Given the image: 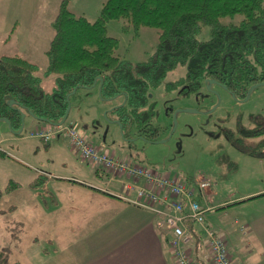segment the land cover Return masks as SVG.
Segmentation results:
<instances>
[{"label": "rangeland", "instance_id": "1", "mask_svg": "<svg viewBox=\"0 0 264 264\" xmlns=\"http://www.w3.org/2000/svg\"><path fill=\"white\" fill-rule=\"evenodd\" d=\"M60 2L0 0V56L17 55L35 64V74L45 94H51L56 87V75L46 73V51L53 37L52 22ZM103 3L104 0H68L67 10L92 23L99 18ZM241 18L237 14L222 18L221 22L236 24ZM106 31L108 36L117 40L116 54L131 63L146 61L158 44L159 33L154 27H141L135 32L133 28L124 29L122 20L111 19L106 23ZM209 35V27L205 26L198 38L206 40ZM185 74L186 67L177 66L157 87L151 88L148 95H151L149 102H153L154 112L146 125L156 132L150 141L136 136L138 126L143 125L140 120L123 129L109 120L113 116L110 110L122 104L123 99L102 100L96 86L78 88L70 96V115L66 122H72V116L78 115L77 120L95 146L101 145L127 163L190 183L195 189L198 180L211 179L217 187L207 191L216 193L219 200L232 199V202L209 209L206 216L223 226H228L234 218L246 219L261 230L264 195L258 193L245 200L236 198L245 191L262 187L264 147L260 148L263 156H253L239 148L235 141L240 138V129L264 125V84L255 87L247 99L235 97L219 83L209 86L204 83L197 91L188 94L182 93L180 88H170L172 84H178ZM23 114V124L17 131L9 126V122L0 120V152L11 160H0V264H63L68 260L70 247H78L85 235L82 226L77 225L79 221L58 219L53 215L62 217L73 212L71 216H75L86 209L73 203L76 198L67 191L65 182L48 175L84 179L90 167L80 160L87 168L86 173L73 170L80 164L68 153V148L72 150L69 140L61 136L59 144L53 145L52 139L58 137L54 135L44 142L34 135L38 128L45 127L43 121L29 111ZM241 141L252 145L249 138ZM37 175L39 179L32 182V177ZM44 175L51 180L46 181ZM108 176L101 175L104 179H113L108 188L121 194L122 185L135 187L139 181H133L126 175ZM9 183L15 186L11 188ZM131 192L134 197L135 190ZM202 197L211 205L206 195ZM77 200L83 201L79 197ZM73 225L81 229L69 235L75 229ZM230 228L234 230V227ZM59 233L62 235L52 241V235ZM250 240L256 247L255 237Z\"/></svg>", "mask_w": 264, "mask_h": 264}, {"label": "trees", "instance_id": "2", "mask_svg": "<svg viewBox=\"0 0 264 264\" xmlns=\"http://www.w3.org/2000/svg\"><path fill=\"white\" fill-rule=\"evenodd\" d=\"M67 2L59 4L46 51V73L56 75L51 94L43 92L35 64L17 55L0 56V119H7L15 131L26 111L53 126L60 124L69 104L67 94L96 84L102 100L123 99L110 110L122 129L137 120L143 123L137 131L147 129L154 112L148 94L177 66H185L186 74L170 88H180L184 94L215 80L235 97L244 98L251 85L264 81L263 0H104L99 18L92 23L69 12ZM237 14L242 16L238 23L221 22ZM111 19L122 20L124 29L135 32L157 28L154 53L140 63L121 59L117 40L106 31ZM205 26L210 35L201 40L198 35ZM154 132L147 138L152 140ZM248 138L251 146L241 141ZM235 144L250 155L263 156L264 125L240 129ZM0 156L7 155L0 152Z\"/></svg>", "mask_w": 264, "mask_h": 264}, {"label": "crops", "instance_id": "3", "mask_svg": "<svg viewBox=\"0 0 264 264\" xmlns=\"http://www.w3.org/2000/svg\"><path fill=\"white\" fill-rule=\"evenodd\" d=\"M95 86L98 89V85L96 84ZM69 113L68 115H70ZM72 118L76 119H73L72 122L69 123L81 127L84 135L89 139L84 126L77 120L78 115L72 116ZM89 119V121L92 122V118ZM109 120L113 121L114 118L110 116ZM42 124L45 126L42 129H46L50 126V124L44 121ZM57 136L58 137L54 136L55 138L52 139L54 140L53 145H58L60 139L64 137L62 135ZM96 146L103 149L101 145L99 146L96 144ZM67 150L80 164L78 167L75 166V169H72L78 170L80 173H86L85 169L87 168L83 167L84 164L82 163L85 161L79 157L76 158L74 155L77 154L75 151H72L73 149L71 150L68 148ZM0 160L10 159H7L6 156H0ZM86 164L87 167L89 166L90 168L88 167L89 171L86 173L88 175H86L84 179L74 176L48 175L50 178L65 182L63 184H66L67 191L72 194V197L76 198L73 203L81 204L86 209V211L75 216H71L72 214L74 215L73 212H69L67 216L63 215L62 217L56 214L53 215L57 216L58 219L63 218L68 221H79L77 225L82 226L83 235H85L81 241L82 243L78 242L81 243L78 247H70L68 260L63 264H175L169 246L171 237L170 232L157 227L156 223L159 220L157 215L138 203L139 200H142L137 196L138 189L145 185L144 180L141 183L139 180L135 187L131 184L122 185V194L117 193L108 188L112 185V181L114 180L101 177V175L109 177V173L104 172L97 166H93L89 163ZM116 176H120V174L111 175L112 178ZM45 177L46 181L51 180L47 176ZM37 178L39 179L38 175L33 176L31 181L34 182ZM130 179L135 181L132 178ZM125 188L126 191L124 192ZM134 190L135 196L132 197L131 195L133 192L131 191ZM256 194L264 195V182L262 187L256 190L245 191L239 194L236 199L245 200V198L248 199V197L250 198V196ZM77 196L83 201H78ZM206 196L209 198V203L211 205H208L206 198H199L201 206L206 208L205 222L225 239L233 264H264V242L262 240V238L264 239V224L261 230L259 226L256 229L253 223L246 219L239 218H234L228 226H223L221 223L215 224L210 220V217L206 216L208 210H211L213 207L229 205L232 199L219 200L216 193L212 191H207ZM202 199L205 200L203 201ZM170 200V198L167 199L168 202H170ZM204 205H206V207ZM157 206L162 209H167L168 207L167 204L162 205L161 203H158ZM68 209H70V206ZM185 210L187 211L186 206ZM185 225L190 227L193 232V238L185 247L189 254H191L194 263L211 264L206 246V235L202 227L192 221H186ZM237 225H239V229L235 228ZM231 226L234 227L232 231L230 228ZM73 228H75L74 225ZM78 228L79 227H76L74 230H71L69 235L74 233ZM59 235H62V233L52 235V241L56 240ZM259 236L262 238H257ZM254 237L256 247H253L250 240ZM243 242H245L244 245Z\"/></svg>", "mask_w": 264, "mask_h": 264}, {"label": "built area", "instance_id": "4", "mask_svg": "<svg viewBox=\"0 0 264 264\" xmlns=\"http://www.w3.org/2000/svg\"><path fill=\"white\" fill-rule=\"evenodd\" d=\"M35 135L43 141H49L54 135H62L69 140L72 149L83 161L100 167L109 174H125L135 181L143 179L145 185L137 193L142 200L138 203L157 215V227L170 232L169 246L175 264H195L185 247L193 238L192 230L185 225L186 221L202 227L211 264H233L225 239L206 224V208L199 203V198L206 195L209 188L217 186L216 182L201 179L196 182L195 189L190 183L179 182L176 178L162 175L155 170L130 165L107 150L93 145L82 128L73 123L40 129ZM168 198L171 199L170 202L167 201ZM158 203L167 204V209L158 207Z\"/></svg>", "mask_w": 264, "mask_h": 264}, {"label": "water", "instance_id": "5", "mask_svg": "<svg viewBox=\"0 0 264 264\" xmlns=\"http://www.w3.org/2000/svg\"><path fill=\"white\" fill-rule=\"evenodd\" d=\"M205 83H206L207 86H209L210 84L218 83V82L215 81V80H208V81H206ZM263 84H264V81H261V82H258V83H255V84L251 85V86L249 87V89H248V91H247V93H246L244 99H247L249 93H250L255 87H257V86H259V85H263ZM100 85H101V83L99 82V86H100ZM220 85H221L223 88L227 89L225 85H222V84H220ZM93 87H94V86H93ZM75 91H76V88H74L69 94H67V97H66L67 101H69V97H70V95H72L73 93H75ZM232 94H233V93H232ZM233 95H234V94H233ZM149 97H151V95H149ZM190 111H191V110H190ZM68 113H69V104H68V106H67V108H66V111H65V114H64V117H63L61 123L64 122V121L66 120ZM105 114H106V113H105ZM23 117H25V114H22V118H23ZM0 120H2V119H0ZM3 120H5L6 122H8L7 119H3ZM110 121H111V120H110ZM111 122H115V121H111ZM115 123L119 124L118 121H116ZM119 125H120V124H119ZM175 125H176V121H175V119H174L173 126L175 127ZM120 127H121V125H120ZM125 140H126V139H125ZM144 140L147 141V138L144 137ZM126 141H127V140H126ZM128 141L130 142V140H128Z\"/></svg>", "mask_w": 264, "mask_h": 264}, {"label": "flooded vegetation", "instance_id": "6", "mask_svg": "<svg viewBox=\"0 0 264 264\" xmlns=\"http://www.w3.org/2000/svg\"><path fill=\"white\" fill-rule=\"evenodd\" d=\"M146 127H147V129L146 128L145 129L143 128L142 131H137L136 130V136H140V138H142V137L143 138L144 137H146V138L148 137L149 138L151 136V134L154 132V131H152V129L154 130V128L150 129V128H148V125ZM126 137L127 136H125V139H127ZM132 138H135V136L132 137ZM148 138H147V141H150L151 138L150 139H148ZM128 139H130V137Z\"/></svg>", "mask_w": 264, "mask_h": 264}]
</instances>
